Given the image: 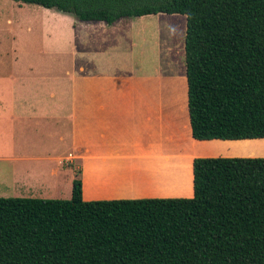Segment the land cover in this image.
Instances as JSON below:
<instances>
[{"label":"trees","instance_id":"1","mask_svg":"<svg viewBox=\"0 0 264 264\" xmlns=\"http://www.w3.org/2000/svg\"><path fill=\"white\" fill-rule=\"evenodd\" d=\"M110 25L184 16L191 138H264V0H14ZM191 197H0V264H264V157H194Z\"/></svg>","mask_w":264,"mask_h":264},{"label":"crops","instance_id":"2","mask_svg":"<svg viewBox=\"0 0 264 264\" xmlns=\"http://www.w3.org/2000/svg\"><path fill=\"white\" fill-rule=\"evenodd\" d=\"M12 1L16 3L19 9L22 4L33 5L27 8L25 12L30 18H35L39 21V32L45 35H42V40L46 43V47H49L48 49H55V54L58 55L61 52L58 53L57 50H62V48L65 50V48L60 39L54 40V38L48 37L53 22H66L62 28L67 27V31L71 35V41L74 39L72 36H74L76 29L89 33L88 28H85L86 24L97 22V25L101 26V23H104L102 21H81L72 15L53 8ZM123 18L126 17L117 19L111 23L112 26ZM91 28L93 29L92 26ZM88 33L80 39V46L71 45V48L69 47L65 50V52H69L71 49L73 51L71 59L75 67L72 72L64 71V81L57 79L55 76L54 78L50 77L59 87L64 86L66 88L65 90L68 93L64 97L65 99L61 98V93L56 87H50L53 90L47 89L50 91H45L46 94H49V98H43L44 100H40L41 102L31 103L27 99H13L10 101L11 112H14V115L35 118L40 113L41 108L44 111L48 110L46 107L51 100L48 101L47 99H52L53 102L48 107L54 119L59 121L63 115L70 118V131H62L60 126L59 130L53 129V136L57 137L59 145L63 141L69 140V142L73 143L72 147L75 151H81L82 148L90 149L96 146H100L105 151L85 152L84 155L82 154V175L80 181L81 197L83 200L191 197V160L194 157H255L258 145L261 143L255 142L254 139L195 140L191 138L187 117V122L182 125V128L186 129L185 133L186 139H189V147H182L181 150H174L173 152H160L156 155L158 158L164 159H182L184 153L189 149L187 169L185 172L183 170L184 174L179 169H175L174 174H170L167 181H161L160 176H155V172L152 177L147 172H144L133 178L134 170L143 164L144 161L149 160L153 164V155L148 152L149 149L145 151L139 149L152 142L151 140L146 141L143 139L144 133H148L149 131L152 138H155V140L159 138V125L157 121L164 122V120H167L168 111L167 109L165 111V108L168 105H172V107H176V110H178L176 98H180L181 95L180 93L177 95L174 92L172 83L164 81V79L170 77L169 72L168 75H164V70L161 68L159 70L155 69L152 74L148 68L146 70L143 68L139 69L140 67H137V63L130 58L128 53L117 52L120 51L119 46L117 47L118 50L109 51L108 47L106 50L103 45L104 38L101 40V44H99V41L92 40L90 33ZM15 38L16 36H12L13 41H15ZM137 72H141L143 75L138 77ZM13 75H11V78L14 79ZM182 79L178 80V84L180 82V88L182 85L184 86L185 94H183V97L186 106L185 76L184 84ZM68 83L70 84L69 87ZM52 93H55V96L60 98H54ZM12 98H15V96ZM12 106L14 111H12ZM127 124L130 125L128 126ZM55 126V123L52 121V127ZM163 131L166 133L168 129L165 127ZM171 133L173 135V130ZM171 137L173 139V136ZM53 145L55 146V143ZM50 146L47 147V151ZM68 154H70V157ZM17 158L29 159L31 161L52 160L53 164L48 167V173L51 176H57L58 172L67 170L69 173V177L65 179L67 189L73 179L74 174L71 164L74 160L72 151H67L64 156L53 153H42L40 155H20ZM31 170H25L24 172L26 175L36 179L34 170L33 174ZM91 170L93 171L92 176H90ZM154 177H157L158 180L155 181ZM158 181L167 183L164 185L151 184ZM53 184V186H57L58 182H54ZM64 185L65 182L62 186ZM29 186L30 188L36 187L38 189L37 194L41 193L38 195L40 196L39 199H48L45 196L51 192L49 187H39V185L37 187L31 183H29ZM141 188H150L152 192L141 194ZM46 189H49V191L46 192ZM67 194L70 196L69 190ZM54 195L51 194L49 199H65L54 198ZM65 195H62V197H65Z\"/></svg>","mask_w":264,"mask_h":264},{"label":"rangeland","instance_id":"3","mask_svg":"<svg viewBox=\"0 0 264 264\" xmlns=\"http://www.w3.org/2000/svg\"><path fill=\"white\" fill-rule=\"evenodd\" d=\"M31 6L33 5L22 4L19 9L12 0H0V197L40 198L38 195L41 193L37 194L38 189L36 187L30 188L29 183H31L37 187L38 185L39 187H49L51 192L45 196L48 199L51 194H55L54 198L68 199L67 191H70L71 183L67 189V182L65 181L69 177L67 170L58 172L57 176H51L48 173V167L53 164L52 160L31 161L17 157L31 154L40 155L42 153L64 156L67 151H72L74 160L71 164L73 178H80L82 175V154L105 151L100 146L75 151L72 147L73 143L69 140L63 141L59 145L57 137L53 136V129L59 130L60 126L62 131H70V118L63 115L59 121L54 119L48 107L53 102L52 99H47L48 101L51 100L46 107L48 110L44 111L41 108L40 113L35 118L14 115V112H11L10 101L13 99H27L31 103L41 102L44 100L43 98H49V94H46V92L53 90L50 87H56L61 93V98L65 99L64 97L68 93L65 90L66 88L64 86H60V88L50 77L54 78L55 76L57 79L64 81V71L72 72L75 67L71 59L73 51L71 49L69 52H65V50L71 48V45L80 46V39L88 32L76 29L74 36H72L74 39L71 41V35L67 31V27L62 28L66 22H53L48 37H52L54 40L60 39L65 48V50L63 48L57 50L58 53L61 52L60 55L55 54L56 50L48 49L49 47H46V43L42 40V35H45L39 32V21L30 18L26 14L25 11ZM34 7L41 8L39 6ZM101 24L99 26L97 22H90L85 25L92 40H98V43L101 44V40L104 38V48L108 47L109 51H114L119 46L120 51L117 52L128 53L130 58L137 63V67H140L139 69L146 70L148 68L152 74L155 69L159 70L161 68L164 70V75H168L169 72L170 77L164 79V81L172 83L174 92L181 95L180 98H176L175 94L178 110H176V107L168 105L165 108V111L166 109L168 111L167 120H164V122L157 121L159 138H156V140L152 138L149 131L144 133L143 139L152 142L139 149L142 151L149 149L148 152L153 155V164L149 160L144 161L134 170L133 178L144 172L152 177L155 172V176H160L161 181H167L169 175L174 174L175 169H179L184 174L187 169L189 149L184 153L182 159H164L156 156L160 152H173L174 150H181L182 147H189V139H186V129L182 128V125L187 122L183 97L185 89L183 85L180 88V82L178 84V80L181 78H183L184 84V16L176 13H156L140 17H126L114 26L112 24ZM12 36H16L15 41H13ZM11 75L15 78H11ZM142 75L141 72H137L138 77ZM69 85L68 83V87ZM55 93H52L54 98H60L56 97ZM14 96L15 98H12ZM51 107L53 108V106ZM12 111H14L13 106ZM52 121L55 123V127H52ZM165 127L168 129L166 133L163 131ZM171 129L173 135L170 134ZM171 136H173V139ZM254 141L261 143L258 145L255 157H264V138L254 139ZM49 146L50 148L47 151ZM30 169H32V174L34 170L36 179L24 172ZM92 172L91 170L90 176H92ZM153 179L158 180L157 177ZM54 182H58V185L53 186ZM64 182L65 185L62 186ZM165 183L167 182L158 181L151 184L164 185ZM141 189V194L152 192L150 188ZM48 191L49 189H46V192ZM64 194H66L65 197H62Z\"/></svg>","mask_w":264,"mask_h":264},{"label":"built area","instance_id":"4","mask_svg":"<svg viewBox=\"0 0 264 264\" xmlns=\"http://www.w3.org/2000/svg\"><path fill=\"white\" fill-rule=\"evenodd\" d=\"M68 156L70 157V154H68Z\"/></svg>","mask_w":264,"mask_h":264}]
</instances>
